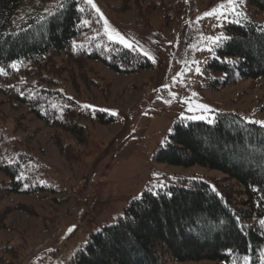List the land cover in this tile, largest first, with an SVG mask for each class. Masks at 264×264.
Here are the masks:
<instances>
[{
    "label": "rangeland",
    "instance_id": "obj_1",
    "mask_svg": "<svg viewBox=\"0 0 264 264\" xmlns=\"http://www.w3.org/2000/svg\"><path fill=\"white\" fill-rule=\"evenodd\" d=\"M184 1L182 17L173 16L171 23L160 29L163 9L155 2L176 6L174 0H93L100 12L90 4L88 30L74 40V48L53 51L41 62L16 64L0 77V120L19 140V148L27 149L34 158L33 182L39 191L10 194L0 200V209H7L5 218L10 224L0 231V241L12 245L15 264H70L74 252L92 231L114 222L128 200L140 197L149 186L177 177L213 181L222 177L218 170L173 166L154 158L177 120H200L193 118L200 115L198 105L212 110L205 113L211 121L220 112L233 111L250 121L264 122V78L234 81L217 90L202 87L206 63L215 48L207 37L224 34L227 22L204 14L222 3L230 11L227 0ZM140 2L144 7L151 2L148 8L154 9L149 28L135 23V3ZM49 8V1L24 0L13 23L19 25ZM238 11L244 15L231 19L243 17L264 23V12L245 1L238 5ZM106 13L124 27L117 29L109 22L138 45L135 50L155 58L153 69L123 74L99 61L75 56L81 42L108 39ZM218 22L224 26L218 27ZM196 62L202 74L195 72ZM39 89L59 91L88 106L90 116L84 113L79 118L89 131L84 143L64 128L37 119L30 110L32 106L17 100L20 95L28 99ZM45 94L50 97L49 92ZM46 101L40 99L38 105ZM93 110L118 115H114V122L100 123ZM5 179L0 171V182ZM14 204L28 205L30 212L11 210Z\"/></svg>",
    "mask_w": 264,
    "mask_h": 264
},
{
    "label": "trees",
    "instance_id": "obj_2",
    "mask_svg": "<svg viewBox=\"0 0 264 264\" xmlns=\"http://www.w3.org/2000/svg\"><path fill=\"white\" fill-rule=\"evenodd\" d=\"M43 1H49L48 10L16 25L13 20L24 0H0V77L12 71L13 64L41 62L53 51L74 48V40L87 32L85 21L92 12L87 0ZM174 1L176 6L155 2L163 9L160 29L167 27L173 16L182 17L184 13L185 1ZM243 1L264 12V0ZM140 3H135V23L149 28L154 9L148 8L151 2L147 7ZM237 19L239 23L226 22L224 34L230 39L214 48L206 63L202 87L217 90L234 81L264 78V23ZM74 54L99 61L117 73L135 74L154 68L152 60L142 52L106 38L81 42ZM217 57L227 58V62ZM40 99L47 101L38 105ZM17 100L32 106L33 115L47 125L73 133L81 144L89 137L79 118L90 114L75 98L39 89L32 97L20 95ZM93 112L100 123L115 120L114 115L104 111ZM249 121L233 111L220 112L211 122L177 120L158 147L155 160L173 166L218 170L222 177L215 181L177 177L164 181L162 189L161 184L149 186L142 198L128 200L114 222L92 231L74 252L70 264L204 260L245 264V256L249 258L247 264H264V225L259 223L264 219V126ZM18 143L0 120V171L6 176L0 182V200L10 194L39 192L33 182L35 160ZM21 204H14L11 210L29 213L31 207ZM7 213V209H0V231L8 224ZM12 251V245L0 241V264H15Z\"/></svg>",
    "mask_w": 264,
    "mask_h": 264
},
{
    "label": "snow or ice",
    "instance_id": "obj_3",
    "mask_svg": "<svg viewBox=\"0 0 264 264\" xmlns=\"http://www.w3.org/2000/svg\"><path fill=\"white\" fill-rule=\"evenodd\" d=\"M87 2L89 4H91L92 7L95 8L98 13L100 12V10L93 3V0H87ZM242 2H243V0H227V6L230 7V9H231L230 11H227L226 8H225V4L222 3L219 6V8L213 9V10H211L209 12H206L204 14V16L205 17H213V16H215L220 21H227L229 23H232V22L239 23L238 19L235 20V21L231 20V16L239 17V16L244 15V13L238 11V5L240 3H242ZM101 17L103 18L102 14H101ZM198 22L199 21H195L194 23H198ZM85 23H87V21H85ZM104 25H105V35L107 36L109 41L121 44V45H123L125 48H127L129 50H134L135 48L138 47L137 44H134V43L128 41L125 36L121 35L120 32H118L115 28H112V26L109 24L107 19H104ZM217 26L222 28L224 25H223V23H219L218 22ZM207 39L211 40L213 42V44L215 45V47H221L230 38L227 37L226 34H221L220 36L207 37ZM207 50L212 51L213 49H207ZM143 54L148 56L149 59H151L153 61V63H156L155 58L150 56L147 52H144ZM217 59L221 60V62H227V58L217 57ZM196 65L197 66L194 69L195 72L197 74H202L201 73V69L198 66V62H196ZM12 67L15 68L16 65L13 64ZM2 72H3V69H0V73H2ZM165 87H167V86L165 85ZM85 107H88V106H85ZM197 107L200 109V115L194 116L193 118L194 119H200V120L208 119L209 122H211V117L210 116L206 117L205 113H211L212 110L207 105H203V104L198 105ZM189 110L191 111L192 109H189ZM112 115H118V114L115 113V112H112ZM249 122L255 123L253 121H249ZM260 123H261V126H264V122H260ZM155 175L158 176V174H155ZM163 187H164V185L161 184L160 188L162 189ZM149 191H154V188L153 189H149ZM141 198H142V195H141ZM259 223L261 225H264V219H261L259 221ZM248 259L249 258L247 256L244 257L245 264H247Z\"/></svg>",
    "mask_w": 264,
    "mask_h": 264
},
{
    "label": "crops",
    "instance_id": "obj_4",
    "mask_svg": "<svg viewBox=\"0 0 264 264\" xmlns=\"http://www.w3.org/2000/svg\"><path fill=\"white\" fill-rule=\"evenodd\" d=\"M106 15H107V16L105 17V19H107L108 22H110L115 28H117V29H122V28H124V27L121 26V24L116 23V22H113L114 20L111 21L110 13H106ZM113 26H112V28H113Z\"/></svg>",
    "mask_w": 264,
    "mask_h": 264
}]
</instances>
